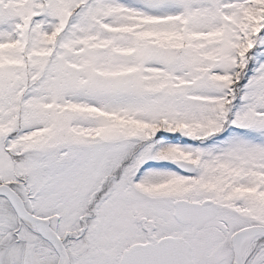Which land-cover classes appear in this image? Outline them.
I'll use <instances>...</instances> for the list:
<instances>
[{
	"label": "snow or ice",
	"instance_id": "obj_1",
	"mask_svg": "<svg viewBox=\"0 0 264 264\" xmlns=\"http://www.w3.org/2000/svg\"><path fill=\"white\" fill-rule=\"evenodd\" d=\"M0 264H264V0H0Z\"/></svg>",
	"mask_w": 264,
	"mask_h": 264
}]
</instances>
